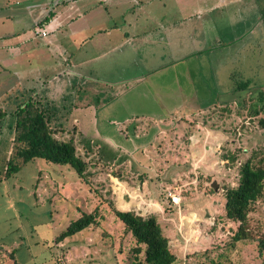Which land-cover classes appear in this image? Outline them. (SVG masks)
I'll list each match as a JSON object with an SVG mask.
<instances>
[{"label":"rangeland","instance_id":"1","mask_svg":"<svg viewBox=\"0 0 264 264\" xmlns=\"http://www.w3.org/2000/svg\"><path fill=\"white\" fill-rule=\"evenodd\" d=\"M186 1H143L136 8L135 19L157 29L155 39L141 45L154 51L157 68L144 83H90L86 92L64 91L69 100L61 105L86 100L89 106L77 108V117L68 116V106L59 108L58 137L74 140L97 193L69 166L41 159L3 179L14 135L10 113L24 100L19 76L10 73L21 74L22 60L7 72L0 57V108L7 112L0 127V264H130L134 243L110 213V202L120 211L156 215L174 264H264L255 243L232 241L236 225L223 217L224 188L236 186L239 163L222 157L237 150L243 162L264 144V133L247 114L261 105L257 89L264 92V0ZM217 2L220 7L211 11ZM7 5L16 8L13 30L25 27L31 19L25 0H0V15L8 13ZM197 10L204 25L192 17ZM185 16L182 26L164 27V20ZM162 30L166 36L160 39ZM177 42L178 51L172 47ZM194 47L201 50L194 54ZM177 52L183 64L164 66ZM246 82L247 89L241 86ZM186 103L191 107L181 106ZM95 208V225L54 242L70 222ZM250 218L255 228L264 226V203Z\"/></svg>","mask_w":264,"mask_h":264},{"label":"crops","instance_id":"2","mask_svg":"<svg viewBox=\"0 0 264 264\" xmlns=\"http://www.w3.org/2000/svg\"><path fill=\"white\" fill-rule=\"evenodd\" d=\"M143 1L153 0H127L126 3L121 0H25L23 9L31 19L25 27L14 30L13 11L16 8L7 5L8 13L0 15V25H3L0 28L6 29L0 31V50L3 48L5 51L4 54L0 51V57L6 62L7 72L22 64L21 74L18 71L10 72L15 77L19 76L17 85H22V99L25 101L30 96L37 97L59 111V108L68 106V116L77 117V110L89 104L85 100L81 104L74 101L61 105L60 101L69 100L64 95L68 87H77L86 92L90 90V83L106 84L112 88L144 83V77L156 72L157 68H154L156 62H152L155 60L154 51L151 54V49H142L141 45L153 41L157 29L150 30L148 24L135 19V10L137 7L140 10ZM183 2L187 3L186 0ZM122 5L125 7L122 8ZM219 7L220 3L217 2L212 5L211 11ZM125 11V16L119 15ZM197 12L192 15L196 16L195 23L204 25L203 11ZM187 18L164 20V27L182 26ZM7 22L8 25H4ZM39 23L44 25V37L36 34L35 26ZM159 36L162 39L166 35ZM201 37L205 40L204 35ZM172 47L178 51V42ZM199 50L194 47V54ZM164 58L162 56L160 59L163 61ZM184 58L177 52L174 57L169 56V63L164 66L178 67L183 64ZM20 61L23 63L20 64ZM117 74L123 78L108 81L103 77ZM187 82L190 80L184 78V84ZM188 90L194 89L188 87ZM181 106L191 107L188 103ZM142 116L147 118L151 115Z\"/></svg>","mask_w":264,"mask_h":264},{"label":"trees","instance_id":"3","mask_svg":"<svg viewBox=\"0 0 264 264\" xmlns=\"http://www.w3.org/2000/svg\"><path fill=\"white\" fill-rule=\"evenodd\" d=\"M261 17L264 21V14ZM248 84L242 83L241 86L247 89ZM257 90L256 98L261 105L250 106L247 114L251 119L256 120L257 126L264 133V92L260 88ZM223 109L226 111V108ZM59 113L60 111L48 102L33 96L15 107L11 113L14 118V135L3 179L17 173L21 165L41 159L47 163L69 166L92 192L97 193L91 184L87 163L79 156L74 140L58 137L63 134V129L54 124ZM6 116L7 112L0 108V127ZM238 153L239 151L235 150L222 156L223 160L231 165L239 163V178L236 186L224 188L223 217L236 225V229L232 231V241L255 243L259 256L264 260V226L255 228L250 221V215L255 211L257 204L264 203V144L252 150L243 162H239ZM107 206L115 220L122 225L124 233L133 240L134 245L131 249L133 259L130 264L176 262V256L169 246V239L165 236L156 215L150 214L144 217L133 211H120L112 202ZM98 217L97 208L90 213H81L56 236L54 242L60 243L88 229L97 223ZM8 257L13 258V253L8 254Z\"/></svg>","mask_w":264,"mask_h":264},{"label":"built area","instance_id":"4","mask_svg":"<svg viewBox=\"0 0 264 264\" xmlns=\"http://www.w3.org/2000/svg\"><path fill=\"white\" fill-rule=\"evenodd\" d=\"M35 31H36V34L41 36V37H44L46 35L43 23L37 24L35 26Z\"/></svg>","mask_w":264,"mask_h":264},{"label":"bare ground","instance_id":"5","mask_svg":"<svg viewBox=\"0 0 264 264\" xmlns=\"http://www.w3.org/2000/svg\"><path fill=\"white\" fill-rule=\"evenodd\" d=\"M189 219H191V218H189Z\"/></svg>","mask_w":264,"mask_h":264}]
</instances>
